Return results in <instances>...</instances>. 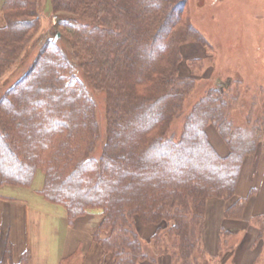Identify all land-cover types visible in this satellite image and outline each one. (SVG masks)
Wrapping results in <instances>:
<instances>
[{
  "label": "trees",
  "instance_id": "16d2710c",
  "mask_svg": "<svg viewBox=\"0 0 264 264\" xmlns=\"http://www.w3.org/2000/svg\"><path fill=\"white\" fill-rule=\"evenodd\" d=\"M38 4L2 7L0 185L30 189L41 172L40 195L63 207L70 225L101 217L92 242L112 264H158L165 253L170 264H210L207 206L229 203L223 218L241 219L246 201L234 199L235 190L246 157L264 153V121L234 126V98L214 87L171 134L194 87L179 74L180 48L209 47L183 21L186 0H49L56 21L36 35ZM209 127L225 155L210 143ZM137 223L156 227L150 251ZM250 223L264 252V216ZM219 235L221 260L233 245L230 231ZM21 256L17 264H28L27 252ZM0 264H14L9 241Z\"/></svg>",
  "mask_w": 264,
  "mask_h": 264
},
{
  "label": "crops",
  "instance_id": "0c3cea01",
  "mask_svg": "<svg viewBox=\"0 0 264 264\" xmlns=\"http://www.w3.org/2000/svg\"><path fill=\"white\" fill-rule=\"evenodd\" d=\"M4 1L0 0V28L5 25ZM260 154L256 162L255 156L246 157L239 176L234 199L246 201L240 220L223 218L229 203L214 200L207 206L203 245L213 258L210 264H259L264 260L263 244L256 242L257 230L250 225L253 218L264 216V154ZM249 167H254L253 178L245 182V174L251 172ZM42 179L43 174L37 172L30 189L0 185V258L9 241L14 264L26 252L28 264H61L63 260H68L66 264H112L109 255L92 242L101 217L84 215L70 225L64 208L40 195ZM221 229L230 231L238 240L220 260L217 252Z\"/></svg>",
  "mask_w": 264,
  "mask_h": 264
},
{
  "label": "rangeland",
  "instance_id": "374dc122",
  "mask_svg": "<svg viewBox=\"0 0 264 264\" xmlns=\"http://www.w3.org/2000/svg\"><path fill=\"white\" fill-rule=\"evenodd\" d=\"M38 5L41 25L36 35L56 21L49 0H39ZM184 11L185 24L196 29L209 47L191 43L180 48L179 74L193 79L194 87L183 103L182 115L172 124L171 134H179L192 106L214 87L234 98L228 109V118L234 126L249 127L258 117L264 121V0H186ZM57 35L55 40L60 38V33ZM33 56L31 53L28 62ZM100 97L103 100V96ZM207 136L218 154L225 155L227 147L214 128L207 129ZM258 151L262 153L260 147L254 162L261 159ZM253 168L249 167L251 172L245 174V182L252 180ZM136 227L143 246L150 251L149 239L156 227H144L139 223ZM237 240L232 237L228 242L234 247ZM157 263L170 264L168 254L157 257Z\"/></svg>",
  "mask_w": 264,
  "mask_h": 264
},
{
  "label": "water",
  "instance_id": "95a60500",
  "mask_svg": "<svg viewBox=\"0 0 264 264\" xmlns=\"http://www.w3.org/2000/svg\"><path fill=\"white\" fill-rule=\"evenodd\" d=\"M59 35H57L56 37H58Z\"/></svg>",
  "mask_w": 264,
  "mask_h": 264
}]
</instances>
